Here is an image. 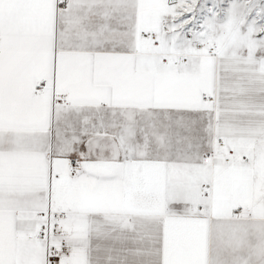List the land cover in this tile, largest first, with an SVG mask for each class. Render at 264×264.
Instances as JSON below:
<instances>
[{
  "label": "snow or ice",
  "instance_id": "1",
  "mask_svg": "<svg viewBox=\"0 0 264 264\" xmlns=\"http://www.w3.org/2000/svg\"><path fill=\"white\" fill-rule=\"evenodd\" d=\"M0 264H264V0H0Z\"/></svg>",
  "mask_w": 264,
  "mask_h": 264
}]
</instances>
